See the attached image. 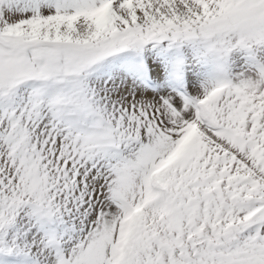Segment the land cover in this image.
Listing matches in <instances>:
<instances>
[{
	"label": "snow or ice",
	"instance_id": "obj_1",
	"mask_svg": "<svg viewBox=\"0 0 264 264\" xmlns=\"http://www.w3.org/2000/svg\"><path fill=\"white\" fill-rule=\"evenodd\" d=\"M0 264H264V0H0Z\"/></svg>",
	"mask_w": 264,
	"mask_h": 264
}]
</instances>
